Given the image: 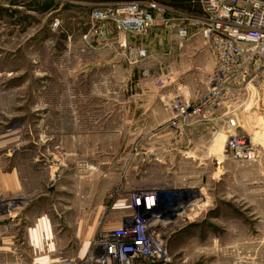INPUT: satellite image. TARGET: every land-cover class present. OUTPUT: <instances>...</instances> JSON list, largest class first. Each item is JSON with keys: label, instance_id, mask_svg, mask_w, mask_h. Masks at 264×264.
<instances>
[{"label": "rangeland", "instance_id": "1", "mask_svg": "<svg viewBox=\"0 0 264 264\" xmlns=\"http://www.w3.org/2000/svg\"><path fill=\"white\" fill-rule=\"evenodd\" d=\"M29 1L0 0L12 14L0 13V167L18 171L24 191L0 193V217L33 197H46L41 209L69 219L77 209L80 224L91 214L92 233L80 234L94 250L60 264H95L102 233L130 219L135 196L155 194L163 220L158 232L174 264H264L260 199L253 206L259 217L237 227L200 212V181L212 183L217 156L207 158L210 167L200 180L202 114L182 120L170 106L175 98L188 106L195 101L161 95L165 112L148 120L150 111L141 113L140 104L150 101L156 77H140L139 86L147 89L140 92L129 74L103 67V50L81 42L91 11L115 0H52L56 8L47 12L27 9ZM99 39L118 54V45ZM162 78L168 82L166 76L157 81ZM225 120L229 136L251 142L249 127L257 142L264 137L255 128L264 121V103ZM238 120L244 131H237ZM224 140L212 146L221 150ZM0 223L5 231L6 220Z\"/></svg>", "mask_w": 264, "mask_h": 264}, {"label": "crops", "instance_id": "2", "mask_svg": "<svg viewBox=\"0 0 264 264\" xmlns=\"http://www.w3.org/2000/svg\"><path fill=\"white\" fill-rule=\"evenodd\" d=\"M147 1L149 0H141L144 4ZM151 1L157 4V9L153 11L156 21L154 27L144 36H126L127 43L135 44L146 51V57L138 63L129 64L119 54L120 38L113 29L109 30L106 40L103 39L102 43L109 42V46L118 45V54L111 47L102 45L99 38L89 44L81 42L86 48L103 50V67L116 68L129 74L134 86L140 88V92H147L146 86L142 89L139 86L140 77H156L148 90L150 101L145 102V98V103H141L140 108L141 113L143 110L150 111L148 120H160V114L165 111L160 107L159 97L179 96L189 104L193 103L199 94L206 92L205 75L214 68L215 61L196 25L201 14L198 0ZM180 28L187 29V37L178 36L177 31ZM163 76L168 78V82L163 87L154 86L157 79ZM239 98L240 95L236 100ZM235 106L234 99L230 98L221 108L207 110L200 116L198 140L204 148L200 152V180L203 173H207V167H210L207 165V158L211 155L217 158L213 163L216 176L213 177L212 183L205 180L203 185L200 181L199 204L204 207L200 208V212L204 211L205 217L213 214L216 221L232 220L233 226L237 227L241 221H254L259 217L253 208L255 199H260L264 208V137L257 142L248 127L246 133L249 134L251 143H254L259 157L251 161L231 158L225 144L230 134L225 119L239 112L245 113L232 111ZM260 121L261 126L255 127L256 132L264 136V121ZM237 124V131H244L240 120ZM212 136L214 138L210 139ZM219 137L225 140L222 149L216 150L212 141ZM17 192L24 194L18 171H5L0 167V193ZM230 200L236 202L239 208ZM44 202H47L46 197L30 198L18 211L0 217V220H6V230L0 228V264H60L63 259H80L94 250L80 234L92 233L93 215L87 214L80 224L77 209L70 213L72 216L69 219L64 217L63 213L48 211L44 207L41 209L40 206ZM243 229L249 235L248 226Z\"/></svg>", "mask_w": 264, "mask_h": 264}, {"label": "built area", "instance_id": "3", "mask_svg": "<svg viewBox=\"0 0 264 264\" xmlns=\"http://www.w3.org/2000/svg\"><path fill=\"white\" fill-rule=\"evenodd\" d=\"M200 2L201 14L196 25L214 57L215 66L205 75V94H200L190 106L175 98L170 102L171 108L182 120L219 109L230 98L236 103L232 111L258 108V104L264 103V0ZM156 9V2L151 0L146 4L138 0L106 3L91 11L89 27L82 39L86 44L96 38L106 40L109 30L113 29L120 38L119 54L129 64L138 63L146 57V51L127 43L126 36L146 35L156 24L153 14ZM177 34L185 38L187 29L180 28ZM165 84L163 78L157 81L159 87ZM238 94L240 98L236 100ZM225 144L235 160L251 161L256 157L254 145L245 136L233 133ZM133 202L130 219L117 228L105 230L98 239L94 263L138 264L147 260L145 264H174L158 232L163 220L156 211V195L135 196Z\"/></svg>", "mask_w": 264, "mask_h": 264}, {"label": "trees", "instance_id": "4", "mask_svg": "<svg viewBox=\"0 0 264 264\" xmlns=\"http://www.w3.org/2000/svg\"><path fill=\"white\" fill-rule=\"evenodd\" d=\"M33 1L30 0L29 1L30 3L26 5L27 9L41 11V12H47L49 10L56 8V5L53 4L52 0H46L43 3H39V2H35V1L33 2ZM11 3H14V1ZM8 11L9 10L7 8H0V13L8 14ZM8 15L11 16L12 14L9 13Z\"/></svg>", "mask_w": 264, "mask_h": 264}]
</instances>
